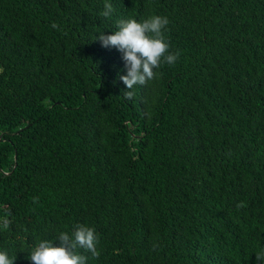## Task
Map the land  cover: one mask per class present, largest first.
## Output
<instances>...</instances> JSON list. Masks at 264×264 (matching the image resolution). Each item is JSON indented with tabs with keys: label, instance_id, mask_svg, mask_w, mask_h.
Here are the masks:
<instances>
[{
	"label": "trees",
	"instance_id": "obj_1",
	"mask_svg": "<svg viewBox=\"0 0 264 264\" xmlns=\"http://www.w3.org/2000/svg\"><path fill=\"white\" fill-rule=\"evenodd\" d=\"M105 2L0 0V250L84 224L87 264H264V0ZM153 15L179 58L126 99L96 37Z\"/></svg>",
	"mask_w": 264,
	"mask_h": 264
},
{
	"label": "clouds",
	"instance_id": "obj_2",
	"mask_svg": "<svg viewBox=\"0 0 264 264\" xmlns=\"http://www.w3.org/2000/svg\"><path fill=\"white\" fill-rule=\"evenodd\" d=\"M114 12L110 2L104 3L102 17L110 18ZM169 21L167 17L153 15L141 21L135 18L121 19L116 22V30L110 35L100 33L99 40L104 48H115L121 53L126 75H119V80L126 86L123 92L126 99L134 96L132 91L137 85H145L157 76L156 69L165 62L174 64L179 58V52H171L170 44L164 32ZM53 28H57L55 23ZM3 69L0 68V72ZM38 202V198H33ZM245 207L243 202L237 208ZM95 228L84 224H77L73 232H61L55 241H39L32 249L28 260L31 264H87L89 257L81 254L78 249L90 253L92 258L98 259L100 252ZM256 260L264 262V251L257 254ZM0 264H15V258L9 257L8 252L0 250Z\"/></svg>",
	"mask_w": 264,
	"mask_h": 264
}]
</instances>
